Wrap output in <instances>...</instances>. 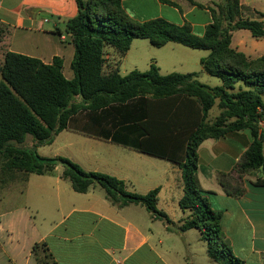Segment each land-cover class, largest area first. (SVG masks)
<instances>
[{"label": "trees", "instance_id": "16d2710c", "mask_svg": "<svg viewBox=\"0 0 264 264\" xmlns=\"http://www.w3.org/2000/svg\"><path fill=\"white\" fill-rule=\"evenodd\" d=\"M123 1L76 0L78 13L66 22L75 47L71 80L65 77L59 56L45 63L14 51L4 54L0 66L3 181L11 178L26 182L32 173H51L61 165L62 178L76 192L87 193L100 186L111 204L119 208L142 205L154 219L164 221L173 230L169 215L158 208L159 188L147 194L130 192L125 181L115 176L87 171L64 156L45 157L38 153V147L51 144L67 128L117 142L128 141L120 133H101L95 119L98 115L99 122H104L108 114L126 106L133 112L123 121H114L112 127L141 128L144 138L134 144L137 149L177 162L183 169L184 193L179 205L186 216L176 231L198 229L209 257L218 264H246L233 253L223 230L222 213L210 205L208 195L212 192L200 185L198 149L206 139L250 129L253 141L235 170L239 179L256 170L264 171V130L259 126L264 120V56L252 59L232 47L233 32L240 29L264 39V23L241 18L240 0H221L217 9H211L213 23L203 36H198L189 25L179 26L161 18L140 22L126 12ZM135 39H147L155 47L173 42L209 51L201 59V73L219 78L222 84L213 87L199 81L200 72L163 75L155 64L147 71L133 70L122 75L120 65ZM156 104L158 108L151 109ZM215 106L219 114L211 121L209 114ZM138 108L142 111H135ZM163 135L184 139L182 150H186L180 158L159 152L156 144ZM29 137L32 145H28ZM218 178L227 193L244 192L239 179L231 173H220ZM33 253L38 264H55L46 243L35 244Z\"/></svg>", "mask_w": 264, "mask_h": 264}, {"label": "crops", "instance_id": "0c3cea01", "mask_svg": "<svg viewBox=\"0 0 264 264\" xmlns=\"http://www.w3.org/2000/svg\"><path fill=\"white\" fill-rule=\"evenodd\" d=\"M194 1L196 4L189 0H124L123 7L140 22L161 18L179 26L189 25L193 33L203 36L213 23L211 9H217L221 0ZM240 2L241 18L264 23V0ZM77 13L76 0H0V33L10 35L5 53L14 51L45 63H51L59 56L63 60L65 77L73 79L71 64L75 47L66 30V22ZM23 39L29 42L31 51L17 48ZM136 40L120 65L122 75L133 70L147 71L152 64L157 65L163 75L201 73V59L209 54L207 50L173 42L155 47L147 39L151 47L164 50L146 48L145 52L146 46L135 44ZM232 47L252 59L264 56V39L253 37L246 29L233 32ZM205 76L212 77L201 73L199 81L213 87L222 84L219 78L210 83ZM125 107L122 106L120 112L108 114L104 122H99L98 115L95 119L98 131L110 136L120 133L130 140L129 143L67 128L51 144L38 147V153L57 146L53 155L43 156H67L87 171H99L124 180L130 192L147 194L159 188L158 206L163 197L166 207L175 211L177 206L180 208L179 201L184 193L183 169L177 162L137 149L134 144L144 138L141 128L112 127L114 121H123L133 112ZM141 108L135 111L141 112ZM152 108H158L157 104L151 105ZM210 116L211 113L209 119ZM259 126L264 130V120ZM183 140L163 135L158 137L156 147L163 154L180 158L186 150H182ZM252 141L250 129L203 141L198 149V178L202 189L212 192L208 195L211 207L222 213L223 230L233 253L246 264H264V171L256 170L239 179L235 170L236 163ZM62 172L63 167L59 165L51 173L30 174L24 183L23 203L0 211V264H38L33 247L39 243H46L55 264H151V256L154 263L168 264L158 245L151 244L148 218L144 220L134 215L132 209L138 205L119 208L96 188L78 193L62 178ZM220 173H231L239 179L244 192L240 195L227 193L219 182ZM161 211L173 221L172 231L182 225L186 216L182 209L183 216L177 217L164 209ZM165 228L170 230L167 223ZM190 230L183 232V237L186 238ZM197 239L204 242L201 234ZM186 244L192 246L187 240Z\"/></svg>", "mask_w": 264, "mask_h": 264}, {"label": "rangeland", "instance_id": "374dc122", "mask_svg": "<svg viewBox=\"0 0 264 264\" xmlns=\"http://www.w3.org/2000/svg\"><path fill=\"white\" fill-rule=\"evenodd\" d=\"M52 17L49 15V18ZM49 25H46L48 27ZM1 27V26H0ZM63 30L65 28L62 26ZM10 35H4L0 33V66L4 62V54L9 45ZM141 44L145 47V52L148 50L146 48H152V50H164L161 48L156 49L155 47H151L150 43L145 39H137L135 44ZM17 48L24 51H31L29 42L26 40H22L21 44ZM121 69V68H120ZM207 80H211L210 83L219 81L218 78H213L209 76H205ZM2 80V76L0 74V81ZM207 83L208 82H204ZM219 109L215 106L211 110L210 120H214L215 115H217ZM31 143V138L28 139V145ZM92 145V144H88ZM58 147L55 146L53 148L47 147L46 149L41 151L40 155H53ZM67 157V156H64ZM69 158V157H67ZM71 159V158H69ZM72 160V159H71ZM73 161V160H72ZM83 167V166H82ZM84 168V167H83ZM85 169V168H84ZM86 170V169H85ZM7 180V181H6ZM6 181V182H5ZM3 181V173L0 170V211L7 207H11L16 204L23 203V191H24V181L23 180H16L13 181L11 178L5 179ZM100 194L105 195V191L100 187H95ZM139 207H134L132 210L134 215L138 216L139 218H143L144 220L148 218L150 229H151V237L152 241L151 244L158 245L161 255L164 256L166 262L168 264H218L213 261L207 252V245L206 243L199 241L197 236L200 235V231L198 229H192L188 232L187 237H183L181 232L166 230L165 222L162 220L154 219L152 214L149 213L144 207L138 205ZM159 209H164L172 216H183V212L177 206L175 211L170 210L169 207H166L164 198L162 197L159 204ZM186 240L192 242V246L188 247L186 244ZM160 241V243H159ZM153 257L151 256V264H158L154 263Z\"/></svg>", "mask_w": 264, "mask_h": 264}]
</instances>
